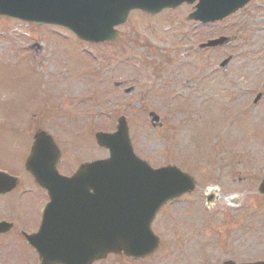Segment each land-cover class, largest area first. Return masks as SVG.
<instances>
[{
	"label": "rangeland",
	"instance_id": "374dc122",
	"mask_svg": "<svg viewBox=\"0 0 264 264\" xmlns=\"http://www.w3.org/2000/svg\"><path fill=\"white\" fill-rule=\"evenodd\" d=\"M251 2L195 28L185 19L191 5L155 16L133 11L116 39L103 44L0 15V169L21 174L27 188L0 195V217L23 214V229L37 225L45 198L23 161L38 127L57 137L67 169L106 157L93 134L113 131L124 114L136 154L154 167L177 165L196 187L157 212L152 229L160 245L152 256L132 263L110 255L99 264L264 258V197L252 199L264 176V0ZM220 35L230 36V43L197 46ZM128 85L133 91L123 92ZM256 92L261 95L253 103ZM151 109L162 126L150 125ZM206 195L215 202L206 204ZM37 262L15 230L0 235V264Z\"/></svg>",
	"mask_w": 264,
	"mask_h": 264
},
{
	"label": "water",
	"instance_id": "95a60500",
	"mask_svg": "<svg viewBox=\"0 0 264 264\" xmlns=\"http://www.w3.org/2000/svg\"><path fill=\"white\" fill-rule=\"evenodd\" d=\"M181 1L0 0V14L38 23L61 25L70 29L81 39L101 42L111 41L116 37L117 30L114 26L124 22L131 9L140 8L155 13L163 7ZM207 1L214 7L213 11L216 14L214 17H222L234 12L247 0H200L199 5ZM229 39L222 37L218 42H228ZM218 42L209 41L208 43ZM33 48L36 47L33 46ZM149 116L153 125L158 123L156 114L150 112ZM40 134L41 132H37L35 138ZM96 139L100 145L109 148V157L106 160L81 165L76 176L70 178L71 180H54L53 175L44 177L40 170L35 173L32 166H28V162L26 166L41 185L47 186L52 191L53 196H58L57 188L61 187L60 183L76 182V180H80L77 182L80 185V191L87 196H92L96 188L95 224L101 238L85 241L84 237H81V230L74 226L71 216L68 217V224L65 227V231L69 229L75 236L68 238L69 241H62L67 245L65 248L82 249V243L88 248L85 252L87 256L79 264H88L103 257L108 251L123 252L133 257L146 256L154 252L158 246V237L150 229V223L158 207L166 200L190 191L194 187V180L174 166L151 169L145 162L137 159L129 143L123 116L118 119L115 132L110 134L98 132ZM33 148L35 150V146ZM51 154L55 155L53 150ZM35 160L40 161V158L37 157ZM87 168L89 171L83 173ZM4 181L5 185L0 184V192L9 190L16 179L8 178ZM90 188H93V193H88ZM259 190L264 193V178L259 185ZM80 191L78 190L77 193ZM7 228V224L0 223V232ZM31 241L39 252L42 264L67 263L59 256L62 251L47 252L34 239ZM41 243L44 245L46 241ZM51 246L63 249V246L58 243ZM64 255L66 256L67 253L64 252ZM222 264L234 263L229 260ZM240 264H264V262Z\"/></svg>",
	"mask_w": 264,
	"mask_h": 264
}]
</instances>
